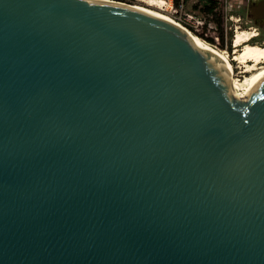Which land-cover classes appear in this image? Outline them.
<instances>
[{
	"label": "water",
	"instance_id": "1",
	"mask_svg": "<svg viewBox=\"0 0 264 264\" xmlns=\"http://www.w3.org/2000/svg\"><path fill=\"white\" fill-rule=\"evenodd\" d=\"M185 29L0 0V264H264V79Z\"/></svg>",
	"mask_w": 264,
	"mask_h": 264
},
{
	"label": "rangeland",
	"instance_id": "2",
	"mask_svg": "<svg viewBox=\"0 0 264 264\" xmlns=\"http://www.w3.org/2000/svg\"><path fill=\"white\" fill-rule=\"evenodd\" d=\"M110 1L143 6L186 22L190 32L228 52L234 77L238 79H243L247 73L245 66L233 57L236 34L239 31H247V34L256 32L251 43L264 45V28L253 21L243 0H165L163 5H151L148 0ZM240 47L239 50L243 48Z\"/></svg>",
	"mask_w": 264,
	"mask_h": 264
},
{
	"label": "bare ground",
	"instance_id": "3",
	"mask_svg": "<svg viewBox=\"0 0 264 264\" xmlns=\"http://www.w3.org/2000/svg\"><path fill=\"white\" fill-rule=\"evenodd\" d=\"M99 1L115 2V1H110V0H99ZM148 3L151 5H163L166 3V1L165 0H148ZM134 6H136L137 8H140L141 10L150 12L152 14L163 15L167 17V15L154 11L150 8H146V7L138 6V5H134ZM186 31L190 32L189 30H186ZM256 35H257L256 32L253 34H247V31L246 32L239 31L234 38L235 39V43H234V46H235L234 54L235 55L233 57L243 66H245V72L247 74L246 76L243 77V79H238L234 77V70H233L231 76H227V77H228V80L234 92L243 98L247 97V95H249V93L264 79V65H262L264 63V45H260L257 43H251L252 39ZM202 40L214 46L210 42L204 39ZM240 46H243L241 50H239ZM217 49L223 52L229 58L230 55L228 56L227 51L221 50L219 48Z\"/></svg>",
	"mask_w": 264,
	"mask_h": 264
},
{
	"label": "flooded vegetation",
	"instance_id": "4",
	"mask_svg": "<svg viewBox=\"0 0 264 264\" xmlns=\"http://www.w3.org/2000/svg\"><path fill=\"white\" fill-rule=\"evenodd\" d=\"M262 2H264V0H243V4L247 6L249 13L254 19L253 21L260 24L262 28H264V7H258Z\"/></svg>",
	"mask_w": 264,
	"mask_h": 264
},
{
	"label": "built area",
	"instance_id": "5",
	"mask_svg": "<svg viewBox=\"0 0 264 264\" xmlns=\"http://www.w3.org/2000/svg\"><path fill=\"white\" fill-rule=\"evenodd\" d=\"M168 18L176 21L177 23H179L180 25L184 26L187 30H189V27L187 26V23L182 21V20H179V19H176L174 17H170V16H167Z\"/></svg>",
	"mask_w": 264,
	"mask_h": 264
}]
</instances>
